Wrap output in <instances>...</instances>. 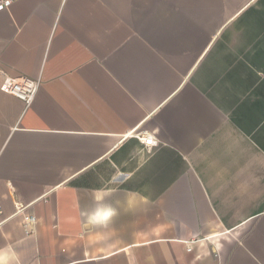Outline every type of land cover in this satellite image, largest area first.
I'll return each mask as SVG.
<instances>
[{
  "label": "crops",
  "instance_id": "0c3cea01",
  "mask_svg": "<svg viewBox=\"0 0 264 264\" xmlns=\"http://www.w3.org/2000/svg\"><path fill=\"white\" fill-rule=\"evenodd\" d=\"M5 75L0 264H264V0H14Z\"/></svg>",
  "mask_w": 264,
  "mask_h": 264
},
{
  "label": "built area",
  "instance_id": "2783aa9c",
  "mask_svg": "<svg viewBox=\"0 0 264 264\" xmlns=\"http://www.w3.org/2000/svg\"><path fill=\"white\" fill-rule=\"evenodd\" d=\"M13 1L14 0H0V11L8 9ZM0 88L4 92L12 94L24 101V103L28 104L35 97L38 88V80L23 75H5ZM136 135L148 151H151L154 147L158 146L159 144L157 139L154 138L153 135L144 131L137 132ZM28 206V204L16 203L15 214H20L23 216L22 219L23 226L25 228V233L30 234L33 230L32 227L35 224V217L32 214L25 212V209H27Z\"/></svg>",
  "mask_w": 264,
  "mask_h": 264
}]
</instances>
